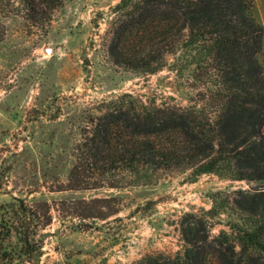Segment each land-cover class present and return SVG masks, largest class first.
<instances>
[{
  "label": "rangeland",
  "instance_id": "rangeland-1",
  "mask_svg": "<svg viewBox=\"0 0 264 264\" xmlns=\"http://www.w3.org/2000/svg\"><path fill=\"white\" fill-rule=\"evenodd\" d=\"M120 1L42 3L33 21L23 0H0V169L5 170L0 217L16 223L21 203L35 214L18 223L40 246L26 264H134L146 255L174 257L184 249L180 223L186 214L211 209L219 195L223 208L209 219V239L220 231L231 234L241 218L232 206L233 192L260 187L187 171L161 174L151 185L67 188L77 146L103 104L128 94L148 106H207L192 51L178 50L154 74L110 61L108 33ZM252 1L264 29V0ZM119 178L130 180L127 173ZM97 198H115L110 205L118 213L105 220L81 219L85 211L79 201Z\"/></svg>",
  "mask_w": 264,
  "mask_h": 264
},
{
  "label": "trees",
  "instance_id": "trees-1",
  "mask_svg": "<svg viewBox=\"0 0 264 264\" xmlns=\"http://www.w3.org/2000/svg\"><path fill=\"white\" fill-rule=\"evenodd\" d=\"M23 2L34 21L40 4L54 5L57 0ZM114 10L119 15L108 33L110 61L154 74L178 50L192 51L194 71H202L207 106H148L128 94L103 104L77 146L67 188L151 185L161 174L187 171L193 177L216 174L256 182L257 189L233 192L232 206L241 218L232 224L231 234L220 231L209 239V219L223 208L222 198L215 195L211 209L181 220L182 254L146 255L134 264H264V29L253 1L121 0ZM123 173L130 177L128 182L120 180ZM4 174L0 169V192ZM113 201H79L85 211L80 218L105 220L117 214ZM105 207L109 210L103 212ZM15 218L16 223L9 224L0 217L3 264H26L40 250L34 233L18 226L20 218L26 223L35 214L21 203Z\"/></svg>",
  "mask_w": 264,
  "mask_h": 264
}]
</instances>
